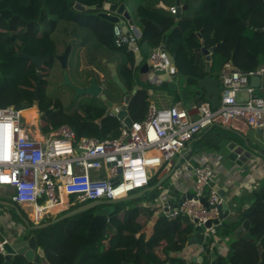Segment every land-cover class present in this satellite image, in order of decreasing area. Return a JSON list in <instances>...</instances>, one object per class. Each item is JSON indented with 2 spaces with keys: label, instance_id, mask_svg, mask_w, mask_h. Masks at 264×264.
I'll return each instance as SVG.
<instances>
[{
  "label": "trees",
  "instance_id": "16d2710c",
  "mask_svg": "<svg viewBox=\"0 0 264 264\" xmlns=\"http://www.w3.org/2000/svg\"><path fill=\"white\" fill-rule=\"evenodd\" d=\"M145 1L137 8V15L143 26L141 44L147 42L150 47H156L165 43L167 51L175 55L178 73L186 77L188 87L196 86L207 75L203 54L196 51L201 47L202 39L208 48H215L212 54V75L219 76L226 65H233L243 71L256 70L262 66L264 31L260 29H264V0H183V3L189 5L188 8L196 1L200 5L194 15L184 14L178 21L174 12L158 6L160 0ZM162 1L168 6H173V2H176ZM102 2L104 0H0V107L14 106L20 110H28L25 116L31 123L38 117L37 109L32 107L37 105L42 114L43 132L69 124L78 137L89 136L101 140L119 137L122 123L116 116H107L105 101L92 96H86L87 100L80 101L79 97L78 108L74 112H68L59 98L50 95L49 89L51 75L57 65L61 68L55 56L62 54L71 43L75 24L87 27L95 24L93 28L106 47L123 53V60L117 70L121 81L129 91L136 87L135 54L127 47L115 45L114 24L98 16V9L79 11L75 7L76 4L88 7ZM157 23L162 25L163 32ZM62 24L63 28L59 29ZM21 51L33 56L53 55L43 65L44 78L38 101L35 100L34 92L40 73L30 60L19 56ZM103 67L108 69L99 64L98 70L103 72ZM93 76H98L108 99H117L112 89L115 86L119 91L121 89L113 82L112 77L109 79L105 75L104 86V81H101L96 71L91 73V77ZM140 84V89L128 105L129 114L134 121H142L146 117L151 104L150 90L158 89L152 82ZM111 90L112 95L109 94ZM174 94L178 100L179 97ZM122 96L124 97L123 93ZM53 106L57 110L52 109ZM224 131L222 126H217L197 140L200 142L198 151L212 147L219 149ZM213 134L215 137L212 139ZM158 180L155 176L150 185L156 184ZM160 193L155 190L141 198L125 201L126 207L116 205V214L108 223L107 234L102 230L89 231L92 211L76 214L37 230L27 229L22 220V217H26L25 211L20 206L16 205L18 208H14L15 216L12 217L13 222L17 219V225H23L27 229V233L21 234L20 239L36 235L38 246L45 252V259L42 261L47 264H186V260L177 254L188 245L195 227L185 213L175 217L161 213L152 234L148 237L144 231L156 211L161 208ZM251 196L254 204L245 210L240 208L239 219L231 226L217 229V235L220 232L229 237L236 235L234 233L244 220H250L249 233L252 237L264 232V186L253 191ZM143 201L154 206L139 205ZM79 206L81 205L72 204L60 215L41 223L52 221ZM258 243H261V248ZM213 244L214 241L205 244V252L201 255L202 264H264V236L261 241L256 242L238 236L232 243L229 254H217L216 258L211 255L215 248ZM0 264L39 263L30 261L23 254H15L11 259L0 255Z\"/></svg>",
  "mask_w": 264,
  "mask_h": 264
},
{
  "label": "built area",
  "instance_id": "2783aa9c",
  "mask_svg": "<svg viewBox=\"0 0 264 264\" xmlns=\"http://www.w3.org/2000/svg\"><path fill=\"white\" fill-rule=\"evenodd\" d=\"M129 33L114 24V43L127 47L133 53L141 49L140 37L130 25ZM150 82L161 85L164 76L170 77L172 64L162 46L150 48ZM165 71L164 75H157ZM264 75V66L243 71L226 65L219 75L222 83L221 103L213 108L209 102L197 106L196 117L177 102L168 107L151 103L146 117L134 121L131 127L121 120L117 138L101 140L96 137H78L69 124L43 132L42 123L31 122L26 127L21 113L25 109L14 106L0 107V188L12 203L20 206L33 225L54 218L68 210L72 204L84 205L94 200L117 199L150 186L151 180L178 155L188 150L196 137L215 125L236 130L242 126L264 130V97L255 95L251 77ZM245 91L247 99H239ZM194 179L191 199L173 208L160 196V209L172 211L170 217L185 213L194 226L205 227L204 236L217 242L218 205L225 202L220 189L213 184L214 165L197 159L195 164L181 167ZM206 199L210 210L202 202ZM0 206V211H1ZM164 212V211H163ZM21 235V228L14 222ZM5 237L0 240V255L7 254ZM206 242L199 243V256L205 252ZM39 264H47L40 262Z\"/></svg>",
  "mask_w": 264,
  "mask_h": 264
},
{
  "label": "water",
  "instance_id": "95a60500",
  "mask_svg": "<svg viewBox=\"0 0 264 264\" xmlns=\"http://www.w3.org/2000/svg\"><path fill=\"white\" fill-rule=\"evenodd\" d=\"M166 10H170L175 13L177 18H180L181 12L184 9L188 8V5H181V0H176V4L173 7L166 6L162 1L160 4ZM76 9L79 11H86V10H99L97 13L98 16L101 18L113 23V24H120L123 27V30L127 33L130 31L129 25L133 24L132 19L130 18L129 12L126 10L125 3H112L108 1H104L97 5L92 6H84L80 4H76ZM159 29L163 32L164 28L161 24L157 23ZM260 31H264V29H260ZM133 32L140 37V42H142V31H140L137 27H134ZM199 36L202 37V33L199 32ZM73 36L71 35V38ZM165 39V38H164ZM163 50L169 56V60L172 64V70L170 71V77L172 81L176 78V58L175 55H172L166 49V44H161ZM136 45L131 46V50H133ZM150 45L147 42L142 43L141 49L136 51L135 54V70L141 65L146 57L150 54ZM214 47L208 48L204 40H202V46L197 49L198 51L202 52L206 57V72L208 73L203 79L199 81L198 87L201 89L206 90V96L204 99L200 97V91H196L195 99L197 100V106H200L204 102H209L211 106L215 109L220 106L221 103V91H222V83L219 79V76L211 74V60H212V53L214 52ZM72 52V45L69 44L66 46L64 52L62 54H57L55 58L61 64L63 69V81L60 83L62 86L67 85L70 86L71 89L75 92V98L80 97L81 95L85 96H92L98 97L105 101L106 105L108 106L107 116H116L119 120H123L128 127H131L134 120L129 114L128 105L137 92L138 87H134L132 92H128V89L121 81L115 62L108 61V59H103V62L107 64V66L111 69L112 79L115 84L121 89L122 93L124 94L123 103L117 104L112 100L108 99L106 94L103 92V87L100 85L97 76L90 77L88 79V84L86 86H80L75 83H72L68 76V63L69 57ZM20 57L30 60L36 67L39 74L38 80L36 82V89H35V100L38 101L40 98V91L42 87V80H43V65L53 58V55L46 54V55H37L33 56L25 51H21L19 53ZM80 61V58H79ZM144 74H149L151 72L150 61L147 62L141 67L140 70ZM157 75H164L165 71H158ZM172 81H163V87H173L175 88L176 84L172 83ZM262 81V77L259 75L251 77L250 84L256 88L260 87ZM218 126V125H215ZM214 127V126H213ZM210 127L209 129H211ZM259 133L263 135L264 138V130H260ZM240 139L245 142V145L240 144L237 141H232L230 139H223L220 143V146L225 149V157L227 160L235 163L243 170L249 171L250 169V161L254 158L255 154H262L259 149H263L264 147V140H256V138H250L249 140L244 137L243 135H238ZM192 143H190L188 150L186 151L185 155L188 156L189 152L192 151ZM260 152V153H259ZM185 156H179L178 159L175 161L174 165L171 169L166 172L161 178H159L158 182L154 185H150L136 193H132L130 195L117 198V199H109V200H94L88 202L84 205H81L75 209L68 211L67 213L53 219L52 221L46 223H40L37 225H31L30 221L26 217H22L23 222L30 230H37L46 228L54 223L60 222L64 219H67L71 216L76 214L92 211L93 217L90 221L89 231L94 230H102L105 234H107L108 223L112 220V218L116 214V207L115 205L118 203H122L129 200L138 199L143 197L147 193H151L155 190H161V195L166 198V203L171 205L173 208L180 207L186 199H191L193 197V192L191 189L187 188L186 181L184 179V173L182 169L179 167L180 163ZM224 192L222 191V194ZM202 202L205 206L208 207V210L213 208L208 204L206 199H202ZM1 204V203H0ZM231 203L227 204L226 201L221 205H218V212L219 217L218 219L214 220V223H218L221 220V223L218 225V229L222 227L228 226L226 219L228 218V214L225 212L228 209H232ZM2 205H10L13 208H18L15 204L10 202H4ZM164 213L166 216H170L172 211H168V208H164ZM233 221H237L239 219V214H234L230 217ZM212 225V221H208L206 225L196 226L194 234L189 241L190 245H195L199 243H210L211 237L204 236L203 231L205 227H210ZM250 220H244L241 226L236 230L238 235H243L244 237L250 239L249 231H250ZM2 232L5 231L4 227L1 228ZM17 233V230L15 231ZM18 234V233H17ZM264 236V232L257 235L255 238L251 239L252 241H261ZM21 235H18L15 242H8L6 244V258L11 259L15 254H23L27 257L30 261H35L36 263H40L43 258H45L44 250L38 246L37 237L36 235H31L28 239H20ZM0 240L4 241L5 237L3 234L0 235ZM258 247H261V243H258ZM193 261L196 264H202L203 257L200 256L199 258H193ZM261 264V263H260Z\"/></svg>",
  "mask_w": 264,
  "mask_h": 264
},
{
  "label": "crops",
  "instance_id": "0c3cea01",
  "mask_svg": "<svg viewBox=\"0 0 264 264\" xmlns=\"http://www.w3.org/2000/svg\"><path fill=\"white\" fill-rule=\"evenodd\" d=\"M104 1L112 2V3H125L126 10L129 12L130 18L133 21L132 25L134 27H137L140 31H143V26L140 23V18L137 15V8L139 5L138 6L136 5L134 8L133 4L130 3L131 0H104ZM161 1L162 0H160V3L158 5L159 7H161L160 6ZM142 4H144V3H142ZM175 4H176V2H173L172 5L175 6ZM165 5L168 6L167 4H165ZM181 5L184 6V5H188V4L183 3V0H182ZM173 6H169V7H173ZM188 7H189V5H188ZM186 11H187V9H184L181 12L180 18L182 17V15L187 14ZM66 14L69 15L68 13H66ZM180 18L176 17V21L180 20ZM63 26H64V24H63ZM73 26H74V34L72 35L73 37L71 38V43H70L72 45V52H71V55L69 57V66L71 64V67H73L74 70H77V68L80 69L81 66H82L81 69L85 66L87 68H91L92 70H89L90 72L88 73L89 77H91V73L93 71H96L98 73V75L99 74L102 75V77H103L102 80L104 81L103 85L106 86L105 80H104L105 75L103 72L100 71V69L98 70L99 64H101V65L103 64V65L107 66V64L103 62V59H108V61L116 63V67L118 70V66L121 64V62L123 60V53L109 50V48L106 47V45L103 43V41H101L98 38L96 30L93 28L95 26V24H91L89 27L84 26V25H80V24H75ZM61 28H63V27H61ZM85 39H87V41H85ZM196 51L200 52L197 49H196ZM200 53H202V52H200ZM93 57H94V59H93ZM79 58H80V61H79ZM203 58L206 62V57L204 54H203ZM147 60H148V57H146L144 59V61L141 63V65L136 70L134 67V72H135L134 81H135V86H137L138 89H140V87H141L140 83H142V82L151 83L149 80L150 79L149 75H151V73L144 74L140 71L141 67L147 62ZM60 66H61V64H60ZM262 66H264V62L262 64ZM211 67H212V60H211ZM104 68H106V67H104ZM108 69H110V68L108 67ZM205 69H206V66H205ZM211 74H213L212 71H211ZM111 75H112V73H111ZM261 77H262V81H261L260 87H258V88L254 87L255 88L254 94L257 96H261L260 95L261 92H264V75H262ZM163 81H172V78L168 77V76H164L161 79V82H163ZM172 83L176 84L175 88L163 87V86L161 87V85L158 86V84H156V85L153 84L154 86H157L158 89L157 90H150L151 103H155L161 107H168V106L173 105L177 102H181L182 106L189 109V111L191 112V115L196 117L198 115V113H197V100L195 99L196 91H200L199 92L200 97L202 99H204L206 96V90L199 88L198 84L194 87L193 86L188 87L186 77L184 75L178 73L177 67H176V78L172 81ZM112 90L117 95L116 96L117 99H115L113 102H115L117 104L123 103V101H121L122 97H123L122 91L118 90L119 92H117L115 89H112ZM128 92H132V90L129 91V89H128ZM174 93H176L177 96L179 97L178 100L175 99ZM261 97H264V95ZM107 110H108V106H107ZM215 127H217V126H214L211 129H208L206 132H204V134H201L200 136L195 138V140L191 144L192 145V151L189 152L188 156L185 155L186 152L179 155V156H185V157H183L179 167L181 168L184 165L183 161L186 158L188 159L189 157H190V159H192V161L188 160V162L191 164H195L197 159L198 160L204 159V160H208L209 162H211L214 165V175L215 176H213V184L220 189L221 193H222V191L224 192L222 195L224 196L226 203L227 204L231 203L230 205H232V209H228L225 212L226 214H228V218L226 219V222H227L228 226H231V224H233L234 221L230 217L234 214H239L240 208H241V210H245V209L250 208L254 204V198L251 196V194L253 193V191L258 190L264 186V155L262 156V154L261 155L255 154L254 158L250 161L249 171H246V170H243L238 165H236L235 163L227 160L225 157V149L221 146L219 149L213 148V147L212 148H206L204 150L202 149V150H200V152L202 151L200 154H195L194 148H193L194 143L197 140L202 139L203 136H205L207 133H209ZM222 128L225 130L221 134L223 136V139H230L232 141H237L242 145H245V142L239 138V136H238L239 134L243 135L248 140L250 138H252V139L256 138V140H264L263 135L261 133H259L260 130H258V129L247 128L245 126H242L241 129H239V130H236V129L230 128V127H226V126H222ZM214 137H215V134H213L211 136L212 139ZM259 150L261 152H263V154H264V150L262 148ZM178 157L175 158L174 162L171 165H169V164L165 165L156 176L161 178L166 172H168L171 169V167L174 165V163L178 159ZM185 181L187 184V188L191 189L192 192H194V179H193L192 175L191 174L189 175L188 173H186ZM160 195H161V193H160ZM160 195H159V197H160ZM139 205H141V206H149V205L154 206L152 204H149L147 201H143ZM115 207H116V205H115ZM161 213L165 214L161 209L156 211L154 216L151 218V220L148 222V224L144 228V231L147 233L148 237L152 234L154 224H155L157 218L159 217V215ZM2 227H4V229H5L4 232H2V230H1ZM16 230H17L16 227L14 228V227H11L10 225H8L7 220H5V219L3 222L0 223V235L3 234L4 237L9 239L10 242L16 241V238L18 236V234L15 232ZM25 230L26 229H24L21 234H24ZM107 233H108V231H107ZM234 234H236V235L229 237V236H224L221 232L219 233L218 238H217L218 241L214 242V244H213V248L214 247L215 248H214V250H212V253H211L212 258H216L217 254H223V255L227 256L229 254L230 247H231L232 243L238 238V236L244 237L243 236L244 234L238 235L236 232ZM248 235L250 236V239H248L246 237H244V238H246L248 240L255 238V237H252L250 235V233ZM253 242H256V241H253ZM198 250H199L198 244L190 245L188 243V245L185 247V249L182 252L178 253L177 255L184 258L186 260V264H196V262L193 261V258H195V257L199 258L200 257ZM44 259L45 258H43L42 260L44 261ZM43 261H41V262H43ZM43 263H46V262H43Z\"/></svg>",
  "mask_w": 264,
  "mask_h": 264
},
{
  "label": "rangeland",
  "instance_id": "374dc122",
  "mask_svg": "<svg viewBox=\"0 0 264 264\" xmlns=\"http://www.w3.org/2000/svg\"><path fill=\"white\" fill-rule=\"evenodd\" d=\"M131 4H133L134 8L135 6L137 5H140L142 3H145V0H131L130 2ZM199 1H196L194 3L191 4V7L187 9V14L188 15H194L195 13V10L199 8ZM64 15V14H63ZM63 17H66V15H64ZM68 17V16H67ZM61 27H63V24L60 25L59 29H61ZM57 33H58V30L56 31V37H57ZM64 31L62 32V35H63ZM82 67V66H81ZM78 69L77 70H74L73 67H71V64L69 66V63H68V76H69V79L72 83H75L77 85H80V86H84L86 84H88V79L90 78L89 77V70H92L91 68H87L86 66L83 67L82 69ZM63 69L60 68L58 65H57V68L55 70V72L51 75V79H50V86H49V89L51 91V94L54 98H59L62 102V106L63 108H66V110L68 112H74L77 108H78V104H79V97L78 98H75V92L71 89L70 86H67V85H64L62 86L60 83L63 81ZM103 73L104 75H106V77H108L109 79L112 77L111 75V70L110 69H107V68H104L103 67ZM103 75V76H104ZM100 76V79L102 81V75L99 74ZM59 81V82H58ZM115 90L117 92L118 89H117V86H115ZM106 93H108L107 91H105ZM110 95H112V90L109 92ZM261 96L264 95V92H261L260 94ZM248 97H247V93L245 91H241L239 93V99H242V100H246ZM88 97H86L85 95H81L80 96V101H85L87 100ZM32 107H35L37 109V119L36 121L38 123H42L43 124V121H42V114L40 113L39 111V108L37 105H34ZM189 110V109H188ZM41 124V125H42ZM204 134V133H203ZM199 141H197L195 144H194V150H195V154H200L201 152L198 151L199 149V145H200V142L198 143ZM263 150H264V147H263ZM208 152V151H207ZM179 156V155H178ZM177 156V157H178ZM193 156V155H192ZM188 160L192 161V159H190V157L187 159H185L183 161L184 164H186L188 162ZM183 172H185L184 170H182ZM189 174V173H188ZM215 176V175H214ZM159 178V177H158ZM215 178V177H214ZM184 179H186V173H184ZM142 190V189H141ZM4 189L1 187L0 188V203H1V211H0V223L5 220H7V223L8 225L10 224V222H13V216H15V213H14V208L11 207L10 205H2V203L4 202H11L10 200V197L8 196H5L3 195L4 194ZM140 191V190H139ZM161 192V190H158ZM136 193V192H135ZM141 198V197H140ZM159 200H160V197H159ZM14 204V203H12ZM77 204V203H75ZM125 202L123 203H118L116 204L118 207H126V205H124ZM16 205V204H15ZM120 209V208H119ZM11 215V216H10ZM26 217L28 216L27 213L24 214ZM28 218V217H27ZM49 219V218H48ZM46 220V219H45ZM15 224H19L18 220L16 219V221H14ZM21 225H19L20 227ZM195 227V226H194ZM21 228H23V226H21ZM24 229V228H23ZM28 229V228H27ZM27 229L26 231L24 232L27 233ZM218 236V235H217ZM222 238V237H221Z\"/></svg>",
  "mask_w": 264,
  "mask_h": 264
},
{
  "label": "bare ground",
  "instance_id": "6f19581e",
  "mask_svg": "<svg viewBox=\"0 0 264 264\" xmlns=\"http://www.w3.org/2000/svg\"><path fill=\"white\" fill-rule=\"evenodd\" d=\"M28 111V110H24L22 113H21V116H22V119L23 121L25 122L26 124V127H29L31 125V123L28 122V119L26 118L25 116V112Z\"/></svg>",
  "mask_w": 264,
  "mask_h": 264
},
{
  "label": "flooded vegetation",
  "instance_id": "af4514ba",
  "mask_svg": "<svg viewBox=\"0 0 264 264\" xmlns=\"http://www.w3.org/2000/svg\"><path fill=\"white\" fill-rule=\"evenodd\" d=\"M43 72V71H42ZM98 77V76H97ZM43 78H44V76H43ZM84 86H86V85H84ZM34 94H35V92H34ZM52 109H54V110H57V108L56 107H52Z\"/></svg>",
  "mask_w": 264,
  "mask_h": 264
}]
</instances>
